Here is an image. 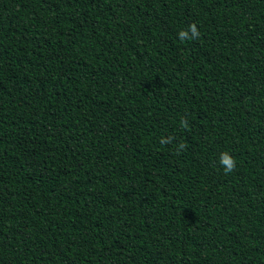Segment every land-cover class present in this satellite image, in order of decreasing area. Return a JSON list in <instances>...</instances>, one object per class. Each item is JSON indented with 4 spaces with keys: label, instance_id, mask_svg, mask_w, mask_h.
Listing matches in <instances>:
<instances>
[{
    "label": "trees",
    "instance_id": "16d2710c",
    "mask_svg": "<svg viewBox=\"0 0 264 264\" xmlns=\"http://www.w3.org/2000/svg\"><path fill=\"white\" fill-rule=\"evenodd\" d=\"M0 264H264V0H0Z\"/></svg>",
    "mask_w": 264,
    "mask_h": 264
},
{
    "label": "clouds",
    "instance_id": "9594fccd",
    "mask_svg": "<svg viewBox=\"0 0 264 264\" xmlns=\"http://www.w3.org/2000/svg\"><path fill=\"white\" fill-rule=\"evenodd\" d=\"M189 27H190V31H191L192 36L188 37L187 31H181L180 36L182 38H186V37L187 38H198L200 33H199L196 25L192 24ZM220 162L223 166H225L224 171L226 173H230V172L235 170V167H236L235 160L229 153H227V152L222 153L221 158H220Z\"/></svg>",
    "mask_w": 264,
    "mask_h": 264
}]
</instances>
